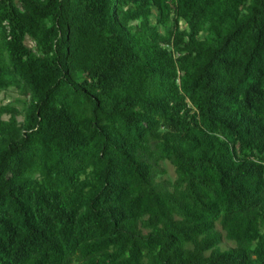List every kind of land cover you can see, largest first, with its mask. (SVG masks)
I'll return each instance as SVG.
<instances>
[{"label": "trees", "instance_id": "16d2710c", "mask_svg": "<svg viewBox=\"0 0 264 264\" xmlns=\"http://www.w3.org/2000/svg\"><path fill=\"white\" fill-rule=\"evenodd\" d=\"M11 87L0 264H264V0H0Z\"/></svg>", "mask_w": 264, "mask_h": 264}, {"label": "rangeland", "instance_id": "374dc122", "mask_svg": "<svg viewBox=\"0 0 264 264\" xmlns=\"http://www.w3.org/2000/svg\"><path fill=\"white\" fill-rule=\"evenodd\" d=\"M162 30H166L165 27H162ZM25 98L26 96L22 94L16 87H11L0 92V103H14L18 108L22 107ZM17 117L18 119H21V115H18ZM5 118H7V116H5ZM162 165L167 169V176L169 178H173L175 176L173 166L167 161L162 162ZM231 245L232 243L229 241H224L222 243L223 248Z\"/></svg>", "mask_w": 264, "mask_h": 264}]
</instances>
